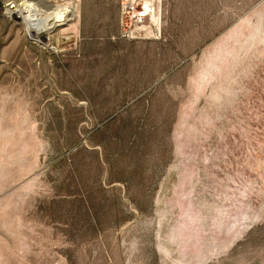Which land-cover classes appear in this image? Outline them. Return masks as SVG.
<instances>
[{
    "label": "rangeland",
    "instance_id": "obj_1",
    "mask_svg": "<svg viewBox=\"0 0 264 264\" xmlns=\"http://www.w3.org/2000/svg\"><path fill=\"white\" fill-rule=\"evenodd\" d=\"M27 1L53 12L0 0V264H264V0H52L80 15L40 38Z\"/></svg>",
    "mask_w": 264,
    "mask_h": 264
},
{
    "label": "bare ground",
    "instance_id": "obj_2",
    "mask_svg": "<svg viewBox=\"0 0 264 264\" xmlns=\"http://www.w3.org/2000/svg\"><path fill=\"white\" fill-rule=\"evenodd\" d=\"M53 9V12H43L37 13V16L34 18V3L27 1L19 8H10L9 7V15L17 14L27 23L28 32L31 35H37L38 37L46 30H50L55 27L58 23V20L62 18L66 12L73 13L75 18L78 19L80 15L79 3H73L71 5L62 6L56 4L52 0H38ZM58 1V0H56ZM69 6V8H65ZM46 28V29H45ZM55 29V28H54ZM40 38V37H39Z\"/></svg>",
    "mask_w": 264,
    "mask_h": 264
}]
</instances>
